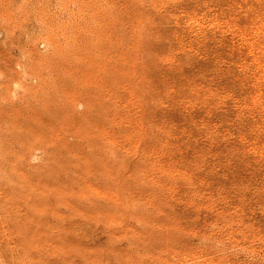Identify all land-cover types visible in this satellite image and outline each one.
Here are the masks:
<instances>
[{
	"label": "rangeland",
	"instance_id": "rangeland-1",
	"mask_svg": "<svg viewBox=\"0 0 264 264\" xmlns=\"http://www.w3.org/2000/svg\"><path fill=\"white\" fill-rule=\"evenodd\" d=\"M0 264H264V0H0Z\"/></svg>",
	"mask_w": 264,
	"mask_h": 264
}]
</instances>
